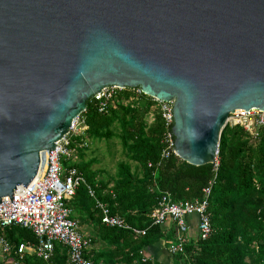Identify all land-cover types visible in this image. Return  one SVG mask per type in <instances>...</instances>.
Wrapping results in <instances>:
<instances>
[{
    "label": "water",
    "instance_id": "obj_1",
    "mask_svg": "<svg viewBox=\"0 0 264 264\" xmlns=\"http://www.w3.org/2000/svg\"><path fill=\"white\" fill-rule=\"evenodd\" d=\"M111 86L173 101L177 156L212 165L264 111V0H0V203Z\"/></svg>",
    "mask_w": 264,
    "mask_h": 264
},
{
    "label": "trees",
    "instance_id": "obj_2",
    "mask_svg": "<svg viewBox=\"0 0 264 264\" xmlns=\"http://www.w3.org/2000/svg\"><path fill=\"white\" fill-rule=\"evenodd\" d=\"M140 96L130 101L128 93L121 94L107 114L99 113L90 100L81 114L88 127L84 136L90 141L112 139V127L119 125L118 137L128 162L117 165L109 182L96 179L98 172L91 169V163L80 160L74 166L84 173L97 199L112 215L147 230L145 236L136 237L130 231L103 225L94 200L80 187L69 206L72 217L74 211L92 220V244L86 258L94 264H164L146 255L147 248L164 237L163 225L152 224L151 211L165 194L174 202L200 199L213 180L208 206L213 232L206 240L189 238L183 253L171 256L173 264H264V127L257 129L254 138L240 126L226 125L219 140V167L214 172L211 164L194 166L175 155L161 156L163 121L151 98ZM169 237L176 242L175 229ZM6 239L13 247L36 240L29 230L19 227L7 230ZM8 262L45 264L36 255L20 258L14 252ZM52 263L68 264L65 247L56 245Z\"/></svg>",
    "mask_w": 264,
    "mask_h": 264
},
{
    "label": "built area",
    "instance_id": "obj_3",
    "mask_svg": "<svg viewBox=\"0 0 264 264\" xmlns=\"http://www.w3.org/2000/svg\"><path fill=\"white\" fill-rule=\"evenodd\" d=\"M123 93L129 94L130 101L135 96L145 95L137 88L111 86L102 89L91 100L94 101L99 113L107 114L115 105L116 99ZM150 98L156 104L157 113L164 125L162 136L164 148L161 156L163 158L170 155L177 156L170 131L173 123V101ZM81 114L72 121L68 132L56 142L55 148L45 151L43 156V162L45 161L47 165L45 173L38 178L36 176L26 187H17L13 193V199L9 196L2 198L0 203V264H7L13 252L20 258L26 254L36 255L45 264H53L56 245L67 249L68 264H94L86 258L92 238L82 233L80 222L72 217V209L69 206L80 187H85L94 200L96 209L101 214L103 225L130 231L136 237L146 235V229L134 227L120 216L112 215L109 207L97 199L84 173L74 166V163L79 160L80 153L90 146V140L84 136L88 127L84 124ZM226 125L240 126L256 138L257 129L264 127V111L239 109L229 114ZM64 163H68V166L65 167ZM212 165L214 172H217L218 153ZM212 185L213 180L202 190L201 198L192 202H174L168 194H165L161 197L158 206L151 211L153 225H165L170 221L175 226L176 242L169 243L170 256L183 253L184 245L189 240V218H197L198 236L201 240H206L211 236L213 228L208 206ZM14 227L29 230L34 235L35 242H23L13 247L6 239V231ZM143 261H146V258Z\"/></svg>",
    "mask_w": 264,
    "mask_h": 264
},
{
    "label": "rangeland",
    "instance_id": "obj_4",
    "mask_svg": "<svg viewBox=\"0 0 264 264\" xmlns=\"http://www.w3.org/2000/svg\"><path fill=\"white\" fill-rule=\"evenodd\" d=\"M139 97L141 96H135L134 101ZM146 121L150 123V117H147ZM112 128L115 134L112 139H91L90 146L84 151L83 157L77 160V163L80 160L85 163H91V169L98 172V178L96 179L101 182L111 181L117 172V165L120 162H128L118 137L121 134L120 127L115 123ZM131 165L134 168L135 164L131 163ZM7 264H10V262Z\"/></svg>",
    "mask_w": 264,
    "mask_h": 264
},
{
    "label": "crops",
    "instance_id": "obj_5",
    "mask_svg": "<svg viewBox=\"0 0 264 264\" xmlns=\"http://www.w3.org/2000/svg\"><path fill=\"white\" fill-rule=\"evenodd\" d=\"M73 216L75 219H77L80 222L81 225V231L86 236L93 235L92 231V220L89 218V216L83 215L78 216L73 211ZM83 217V218H82ZM188 225H189V233L188 237L190 239H195L198 236V230H197V218L192 217L188 219ZM164 227V237L163 239L157 241L153 245L147 248L146 255H148L150 258L164 264H173V258L168 253V246L170 241V234L172 233V230L175 229V226L168 221ZM175 235H176V229H175Z\"/></svg>",
    "mask_w": 264,
    "mask_h": 264
},
{
    "label": "bare ground",
    "instance_id": "obj_6",
    "mask_svg": "<svg viewBox=\"0 0 264 264\" xmlns=\"http://www.w3.org/2000/svg\"><path fill=\"white\" fill-rule=\"evenodd\" d=\"M44 155H45V153H44ZM46 167H47V165H46V162L44 161L39 172H38V174H37V178L42 176L45 173Z\"/></svg>",
    "mask_w": 264,
    "mask_h": 264
}]
</instances>
